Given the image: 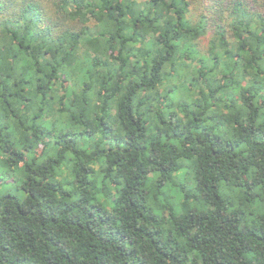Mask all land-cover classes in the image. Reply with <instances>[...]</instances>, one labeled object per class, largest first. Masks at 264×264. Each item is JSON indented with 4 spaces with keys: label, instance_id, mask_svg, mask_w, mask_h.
I'll return each instance as SVG.
<instances>
[{
    "label": "trees",
    "instance_id": "obj_1",
    "mask_svg": "<svg viewBox=\"0 0 264 264\" xmlns=\"http://www.w3.org/2000/svg\"><path fill=\"white\" fill-rule=\"evenodd\" d=\"M0 264H264V0H0Z\"/></svg>",
    "mask_w": 264,
    "mask_h": 264
},
{
    "label": "rangeland",
    "instance_id": "obj_2",
    "mask_svg": "<svg viewBox=\"0 0 264 264\" xmlns=\"http://www.w3.org/2000/svg\"><path fill=\"white\" fill-rule=\"evenodd\" d=\"M8 187H10L9 184H7V187H6V186L1 187V181H0V195L6 193L7 190L10 189V188H8Z\"/></svg>",
    "mask_w": 264,
    "mask_h": 264
}]
</instances>
